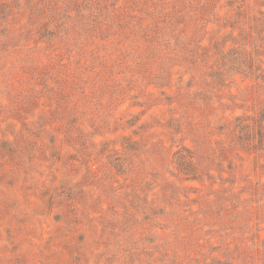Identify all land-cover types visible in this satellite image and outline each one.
<instances>
[{"label":"rangeland","instance_id":"374dc122","mask_svg":"<svg viewBox=\"0 0 264 264\" xmlns=\"http://www.w3.org/2000/svg\"><path fill=\"white\" fill-rule=\"evenodd\" d=\"M0 264H264V0H0Z\"/></svg>","mask_w":264,"mask_h":264},{"label":"trees","instance_id":"16d2710c","mask_svg":"<svg viewBox=\"0 0 264 264\" xmlns=\"http://www.w3.org/2000/svg\"><path fill=\"white\" fill-rule=\"evenodd\" d=\"M163 42L164 43H167V41H163ZM232 54H234L233 51L232 50H229L223 56V59H222L223 62L224 61H227L232 67H233V64H234L237 69L242 68L241 66H244V68H245V63L243 64L242 62L238 61V59L236 57H234V55H232ZM232 62H233V64H232ZM191 162H192L191 159H187V157L183 156V154H182L181 151H177V152L174 153V164L176 166V169L178 171H180L181 173L187 172L188 168L192 164ZM185 175H187V173ZM191 180H195V179H191Z\"/></svg>","mask_w":264,"mask_h":264}]
</instances>
